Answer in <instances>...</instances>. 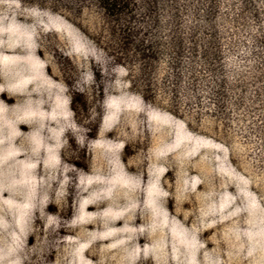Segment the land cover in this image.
Returning <instances> with one entry per match:
<instances>
[{"label": "rangeland", "instance_id": "374dc122", "mask_svg": "<svg viewBox=\"0 0 264 264\" xmlns=\"http://www.w3.org/2000/svg\"><path fill=\"white\" fill-rule=\"evenodd\" d=\"M131 1L0 0V264H264V0Z\"/></svg>", "mask_w": 264, "mask_h": 264}, {"label": "trees", "instance_id": "16d2710c", "mask_svg": "<svg viewBox=\"0 0 264 264\" xmlns=\"http://www.w3.org/2000/svg\"><path fill=\"white\" fill-rule=\"evenodd\" d=\"M20 2H28V3H33L35 1H45V0H19ZM50 1H55V3L64 8V9H71V5H76L80 6L83 3H91V4H96L100 9L103 10L107 14V16L111 18H118L121 16L127 17L126 20V25L124 26V32L128 33V30H130V23L131 19H133V15L136 14V10L134 7L135 6V1L131 0H50ZM139 16V15H138ZM142 18L140 17V20ZM143 28V27H142ZM128 34H126V38H124L122 42V47L127 50L129 47H133V52H137V56L135 58L140 61V63L146 62L152 55L153 49L149 44H145L146 41H141L139 44L135 45L132 41H129V38L127 37Z\"/></svg>", "mask_w": 264, "mask_h": 264}]
</instances>
